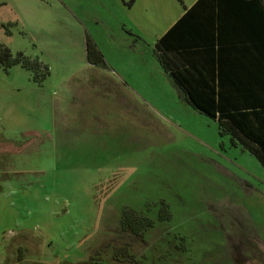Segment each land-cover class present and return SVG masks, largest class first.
<instances>
[{
	"label": "rangeland",
	"instance_id": "1",
	"mask_svg": "<svg viewBox=\"0 0 264 264\" xmlns=\"http://www.w3.org/2000/svg\"><path fill=\"white\" fill-rule=\"evenodd\" d=\"M195 1L0 0V43L50 72L0 69V264H264V169L154 56Z\"/></svg>",
	"mask_w": 264,
	"mask_h": 264
},
{
	"label": "trees",
	"instance_id": "2",
	"mask_svg": "<svg viewBox=\"0 0 264 264\" xmlns=\"http://www.w3.org/2000/svg\"><path fill=\"white\" fill-rule=\"evenodd\" d=\"M183 9L157 39L155 58L184 100L264 169V0H196ZM86 53L90 65L106 67L89 38ZM13 66L28 71L37 85L50 74L38 58L0 43V69ZM134 215L124 213L123 230L138 234L152 226L150 218Z\"/></svg>",
	"mask_w": 264,
	"mask_h": 264
}]
</instances>
